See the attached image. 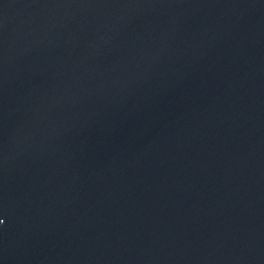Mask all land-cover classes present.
I'll return each instance as SVG.
<instances>
[{"label":"water","instance_id":"95a60500","mask_svg":"<svg viewBox=\"0 0 264 264\" xmlns=\"http://www.w3.org/2000/svg\"><path fill=\"white\" fill-rule=\"evenodd\" d=\"M0 264H264V0H0Z\"/></svg>","mask_w":264,"mask_h":264},{"label":"snow or ice","instance_id":"6c2138e0","mask_svg":"<svg viewBox=\"0 0 264 264\" xmlns=\"http://www.w3.org/2000/svg\"><path fill=\"white\" fill-rule=\"evenodd\" d=\"M3 223V220H0V224H2Z\"/></svg>","mask_w":264,"mask_h":264}]
</instances>
